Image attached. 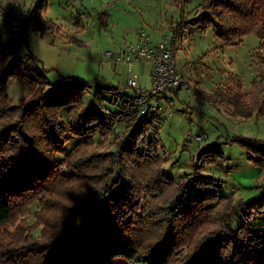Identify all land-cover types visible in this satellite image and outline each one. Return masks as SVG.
Instances as JSON below:
<instances>
[{
    "label": "trees",
    "instance_id": "1",
    "mask_svg": "<svg viewBox=\"0 0 264 264\" xmlns=\"http://www.w3.org/2000/svg\"><path fill=\"white\" fill-rule=\"evenodd\" d=\"M175 1L183 10L185 1ZM46 5L36 0L29 9L34 25L41 33H59L60 25L44 16ZM263 7L264 0H201L198 12L171 25L172 45L185 27H211L223 44L239 43L261 20ZM259 34L264 37L263 30ZM261 50L263 40L254 51L262 68L250 89L243 90L237 74L227 75L220 96L236 116L264 117ZM13 53L0 41V228L40 199L46 233L12 248L1 237L0 264H114L118 257L152 264H264V239L254 235L251 222L264 220V182L252 197L223 192L218 178L200 171L226 159L213 143L200 149L197 169L170 177L158 140L149 137L162 111L149 107L140 114L136 93L119 90L111 92L104 111L86 107L85 92L95 81L68 76L66 85L52 84L39 65L9 63ZM20 72L34 75L36 87L13 104L2 87ZM95 86V92L119 88ZM68 133L76 139L70 149ZM241 142L260 178L264 141Z\"/></svg>",
    "mask_w": 264,
    "mask_h": 264
},
{
    "label": "rangeland",
    "instance_id": "2",
    "mask_svg": "<svg viewBox=\"0 0 264 264\" xmlns=\"http://www.w3.org/2000/svg\"><path fill=\"white\" fill-rule=\"evenodd\" d=\"M113 1L47 0L44 16L60 25L61 31L55 33L57 39L54 40L50 32L41 36L35 31L15 46L4 17L0 14V41L14 47L9 63L20 62L31 67L39 65L55 85L69 83L71 79L68 76L95 81L93 87L85 92L83 104L86 107L93 105L102 111L110 104L108 99L112 91H135L128 82L135 73L137 82L149 87V63L144 68L136 63L129 70L126 63L107 59L104 52L108 49L118 52V44L122 46L134 40L136 29L146 31L153 43H156L155 40L161 41L164 35L172 37L171 25L182 16L188 17L198 12L201 0H184L183 10L175 0ZM35 2L0 0V10L10 3L29 10ZM260 18L255 28L244 35L239 43L223 44L211 27L204 31L185 27L182 36L175 38L173 48L177 62L183 66L185 78L191 84L195 96L180 91L175 104L161 112V124L149 133V137L159 142V154L166 159L164 166L170 177L179 178L185 172L197 169L194 165L200 162L197 158L200 149L213 143L216 149L223 151L226 159L207 164L200 170L203 174L218 178L223 192L233 193L235 198L252 197V191L258 192L262 188L264 173L260 178L257 177L258 167L248 159L247 147L241 140L253 137L264 141V117L255 114L251 117L236 116L232 112L233 106L220 96L229 72L237 74L241 78L243 90H248L257 71L262 68V64L255 60L254 51L264 41V37L259 34L263 30L264 36V7L260 10ZM68 35H76L81 41H68ZM263 54L264 50H261ZM34 78V75L20 72L8 79L2 87L3 92L11 103L18 104L35 89L36 83L32 84ZM96 84L119 88H102L95 92ZM60 116L66 122L67 107L61 109ZM197 134H202L203 138L195 139ZM68 136L67 146L70 149L76 139L69 133ZM58 158L61 159L62 155L58 154ZM50 203L52 201H48L47 206ZM41 205L40 199H36L20 207L12 220L0 228V238L12 242L7 245L9 248L46 233V226L42 224ZM236 216L233 223H238ZM263 221L261 216L251 220L254 235L264 239ZM114 264L152 262L118 257Z\"/></svg>",
    "mask_w": 264,
    "mask_h": 264
},
{
    "label": "built area",
    "instance_id": "3",
    "mask_svg": "<svg viewBox=\"0 0 264 264\" xmlns=\"http://www.w3.org/2000/svg\"><path fill=\"white\" fill-rule=\"evenodd\" d=\"M115 1L112 3H115ZM0 14L4 17L9 36L15 42H13V46L20 44L26 35L37 31L30 11L22 9L15 3H10L2 8ZM172 38L164 35L161 41L153 43L149 34L140 29L137 34V40L127 43L122 51L115 53L109 49L104 52V56L107 59L121 60L126 63L129 70H132L138 62H150L149 87L139 85L136 73L128 81L129 86L135 90L134 102L140 114H143L149 107L156 111H163L165 105L162 98L163 94L168 91H186L190 95L195 96L191 84L185 78L182 69L177 63ZM202 138V134L195 135L197 140Z\"/></svg>",
    "mask_w": 264,
    "mask_h": 264
},
{
    "label": "crops",
    "instance_id": "4",
    "mask_svg": "<svg viewBox=\"0 0 264 264\" xmlns=\"http://www.w3.org/2000/svg\"><path fill=\"white\" fill-rule=\"evenodd\" d=\"M78 1V0H77ZM140 29H136L134 32H135V34H133V36H134V40H132V41H135V40H137V34H138V31H139ZM36 32H39L40 33V35L41 36H44L45 35V33H47V32H45V33H41L40 31H36ZM166 32V31H165ZM51 34V33H50ZM52 36H53V38H54V40L55 39H57L56 37V35H55V33L54 34H51ZM75 37H76V39H69L68 38V41H77V42H79V41H81L76 35H74ZM63 37V36H62ZM154 42H158L157 40H155ZM126 46V44H124V45H122L121 46V44H118V46L117 47H120V49L118 50V52H120V51H122L123 50V48ZM109 50V49H108ZM117 50V49H116ZM115 52V51H114ZM117 52V53H118ZM116 53V52H115ZM147 63H149V66H150V69H151V64H150V62H147V61H142V62H138L137 64H140L143 68L145 67V65L147 64ZM178 63V65H179V67L182 69V71H183V74H184V76H185V72H184V68H183V66H181V64L179 63V62H177ZM139 85H141V86H146V85H143V84H139ZM180 96V92L178 91V92H176V91H168V92H166V93H164L163 94V98H162V100H163V103H165V109H166V107L168 108V109H170V107H172L174 104H175V99H176V97H179ZM169 111V110H168ZM161 116H162V114H161ZM162 119H163V116H162ZM258 192L257 191H252L251 192V195H255V194H257Z\"/></svg>",
    "mask_w": 264,
    "mask_h": 264
}]
</instances>
